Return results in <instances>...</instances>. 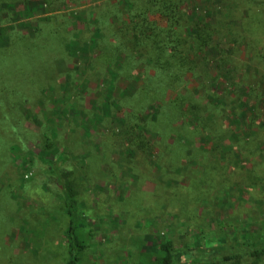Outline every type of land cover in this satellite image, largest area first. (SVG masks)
<instances>
[{"label":"rangeland","instance_id":"374dc122","mask_svg":"<svg viewBox=\"0 0 264 264\" xmlns=\"http://www.w3.org/2000/svg\"><path fill=\"white\" fill-rule=\"evenodd\" d=\"M173 1L185 44L166 72L133 37L125 0H0V54L21 49L0 69L10 89H0V264H66L67 195L87 247L79 264H153L146 246L157 239L195 248L182 264H264L197 251L264 238V38L246 16L252 7L264 24V0ZM191 98L210 136L188 114ZM50 142L57 152L44 157ZM184 154L226 171L172 200ZM58 159L70 190L44 171Z\"/></svg>","mask_w":264,"mask_h":264},{"label":"trees","instance_id":"16d2710c","mask_svg":"<svg viewBox=\"0 0 264 264\" xmlns=\"http://www.w3.org/2000/svg\"><path fill=\"white\" fill-rule=\"evenodd\" d=\"M254 1V0H250ZM245 3L246 1L243 0ZM243 3V4H244ZM29 6H32L33 3H29ZM38 4L39 8L41 5H45L43 2H37L33 5ZM120 2V6H121ZM125 4L129 6V12L133 14L134 16V29L133 31L138 32L137 34L134 33L135 38H138L139 40L146 41V47L147 54L151 55L154 54L156 58H152L156 60V67H163L165 71L167 72V68H172L173 63L171 59H166L168 57V54H181L178 50L184 43V39L182 40L181 34H182V28H181V19H180V13L178 7H175L173 0H125ZM250 5V4H249ZM252 7H246V16L249 19L250 27L253 28V33L255 36L263 37L264 38V24L263 21L259 19V17H255L253 13H251ZM37 8L30 7L28 8L29 11H37ZM160 14L164 18H166L167 24L166 26H161L157 23V21H154L151 19L152 15H158ZM28 15H31V13H28ZM99 22H102L101 19H98ZM253 24V26H252ZM239 28V27H238ZM239 31L237 32V35H239ZM238 40V39H237ZM152 44H150V43ZM155 43V44H154ZM70 44V43H69ZM249 45V44H248ZM19 46V45H18ZM183 47V46H182ZM18 49L19 52H21V49L19 50V47L13 46L9 47ZM6 49L3 51V53L0 54V69L4 65H8L9 63V57L8 50ZM190 50V48H189ZM21 58V57H20ZM183 61L179 63L180 66L185 67L188 65L189 61L186 62V59L183 57L181 58ZM17 59H15L12 62H16ZM21 64V63H20ZM22 66L24 64H21ZM143 65V64H142ZM1 72V70H0ZM8 72V77H9ZM1 79V78H0ZM7 79L0 80V89L4 92H9L10 89L5 86V82ZM141 79H136L135 84L133 87L135 95L140 92L143 87L140 85ZM153 87V86H152ZM3 94V95H4ZM192 99V98H191ZM192 107L189 105V103H185L186 110L188 114H192L197 122L198 129H202L201 126H204V132H207V134L210 136L211 132L206 127L205 120L203 115L200 114L199 109H201V102H199L196 99H192ZM4 104H0V108H3ZM162 109V105H156L154 111L152 114H154V117L160 115L159 112ZM156 121V120H155ZM211 123V122H210ZM206 129V130H205ZM208 136V137H209ZM211 139V138H209ZM147 145V144H146ZM233 145V144H232ZM232 149H234V146H231ZM17 146L14 147L16 149ZM240 149L236 148L235 152H239ZM53 152H57V150L54 148V145L52 142L48 143L46 146V149L42 151V155L45 156H51ZM184 159H180L184 162V165L181 167L179 171H184L182 173L183 179L179 182H172L170 185L171 193H173L172 200H175L180 194H186L189 196V198H192V190L194 189L195 194L202 192V188L198 186V182H196V179H208L212 177L208 174V171H211L212 168H214L215 171L218 169L226 171V166L222 164L220 161H216L212 167H209V161H202L201 159L197 158L195 155L193 157V154L187 155L184 154L182 156ZM226 158L228 159L229 156L227 155ZM32 159L23 160L21 165L22 168H28L30 164L32 163ZM65 163L61 161V159L56 160L55 163L50 161H45L43 163L44 171H57L55 174L59 179V183L61 187L64 189H69L70 183H67V181H64L63 175L60 176V171L65 168ZM185 166V167H184ZM199 168H202V171H205L200 175ZM190 171H195L194 176L190 175ZM214 183V182H212ZM149 194V193H148ZM185 195V196H186ZM198 195V194H197ZM68 203H71V206L69 208L70 213V225L67 231L69 245H68V251H67V261L66 264H79V256L84 252V250L87 248L85 242L81 239L80 233L78 231V221L79 217L77 216L75 209L73 207V202H71V196L67 195ZM147 251L150 253V258L153 264H182L185 258L187 257H194L195 248L189 247L188 249H180L178 248L173 240L169 241H163V240H152L149 241V245L146 246ZM197 251L201 255L204 256H212L213 254H217L218 252L223 251H229L230 254H233L234 252H242L247 253L248 255H251L253 257H264V238H260L256 240L255 242L252 241V243L246 242L242 243L241 245H236L235 242L231 243L227 247L223 245H218V243L213 244L210 248L205 249L204 247H198ZM209 254V255H207ZM203 256H200L202 258ZM201 261V259H198L197 262Z\"/></svg>","mask_w":264,"mask_h":264}]
</instances>
